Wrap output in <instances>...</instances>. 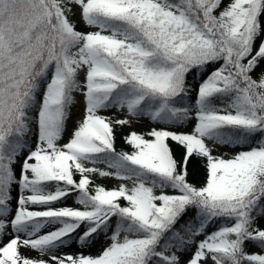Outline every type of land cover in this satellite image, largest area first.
I'll list each match as a JSON object with an SVG mask.
<instances>
[{"label": "snow or ice", "instance_id": "obj_1", "mask_svg": "<svg viewBox=\"0 0 264 264\" xmlns=\"http://www.w3.org/2000/svg\"><path fill=\"white\" fill-rule=\"evenodd\" d=\"M0 264H264V0H0Z\"/></svg>", "mask_w": 264, "mask_h": 264}, {"label": "rangeland", "instance_id": "obj_2", "mask_svg": "<svg viewBox=\"0 0 264 264\" xmlns=\"http://www.w3.org/2000/svg\"><path fill=\"white\" fill-rule=\"evenodd\" d=\"M79 26L81 28L84 27L83 25H79ZM84 30H91V29H84ZM74 96H75V103H74L73 107L71 108V119L68 121V125H67L69 130H71V128L73 126V122L75 120H77L82 115V111H83V106L80 103L81 96L78 93H75ZM102 114H104V115H112L111 112H105V113H102ZM134 127H135V130L138 131V132H142V131H144L146 129V125L143 124V123L140 124V125H136ZM32 139L33 138L31 137V141H32ZM99 181H101L102 183L107 184V186H109V188L113 187L115 185V183H116V181L111 180V179L99 180ZM68 203L69 204L72 203L71 199H69ZM63 251H75V246L73 248H71V249H63ZM31 254L35 255V253H31Z\"/></svg>", "mask_w": 264, "mask_h": 264}, {"label": "trees", "instance_id": "obj_3", "mask_svg": "<svg viewBox=\"0 0 264 264\" xmlns=\"http://www.w3.org/2000/svg\"><path fill=\"white\" fill-rule=\"evenodd\" d=\"M80 27V26H79ZM189 82H192V77L190 76L189 77ZM128 130L127 129H123V130H121V129H117V142H116V147H117V150H125V151H130L131 149H130V147L129 146H127L125 143H124V141H123V139H122V136L124 135V134H126V132H127ZM26 139H28L30 142H31V136H28V137H26ZM173 147H174V149L176 150V152H177V156H179V149H176L175 148V145H173ZM191 170H192V166H190V172H191ZM202 177H203V173H202V171L200 172V174L199 175H190V180L193 182V183H197V184H199L200 182H201V180H202ZM98 183H101V184H103V185H105V186H107V184H105V183H102L101 181H97ZM108 188H109V186H107ZM192 215V213L190 212L189 213V216H191ZM185 219H187V217H185Z\"/></svg>", "mask_w": 264, "mask_h": 264}]
</instances>
